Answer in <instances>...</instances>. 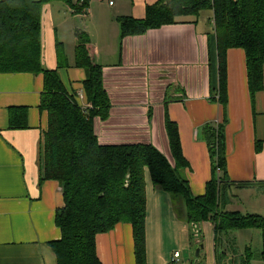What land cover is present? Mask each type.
Here are the masks:
<instances>
[{
  "label": "crops",
  "instance_id": "obj_1",
  "mask_svg": "<svg viewBox=\"0 0 264 264\" xmlns=\"http://www.w3.org/2000/svg\"><path fill=\"white\" fill-rule=\"evenodd\" d=\"M158 2L114 0L111 5L109 0H89V7L79 14L61 1L44 4L42 64L59 72L78 103L90 105L84 87L86 70L77 65L76 57V32L84 30L96 62L104 69L113 104L110 119L100 125L102 141H149L167 154L166 111L178 124L182 151L190 164L185 174L195 196L205 194L212 178L202 129L209 122H222L227 115L228 176L235 183L252 184L227 187L223 208L264 216V89L252 99L245 50L230 48L226 52L225 111L220 102L211 99L220 79L212 11L206 17L202 12L198 18H179L176 23L121 39L118 18L143 19L148 6ZM77 3L81 5L74 0ZM43 90L42 73H0V264L57 263L51 242L62 236L55 219L65 202L60 182L42 179L43 138L49 126V113L41 107ZM146 100L151 103L148 113L144 112ZM13 107L28 108L27 128L10 127ZM257 141L263 143L260 151ZM250 194L257 200H251ZM244 201L252 204L244 207ZM145 224V264H216L219 254L222 263H235L247 245L237 241L249 235L240 230L223 235L224 244L217 254L215 226L205 221L200 225L204 249L196 256L198 243L183 200L156 187L148 172ZM96 246L101 264H138L130 223H118L111 231L98 234ZM177 251L180 258L175 261Z\"/></svg>",
  "mask_w": 264,
  "mask_h": 264
},
{
  "label": "trees",
  "instance_id": "obj_2",
  "mask_svg": "<svg viewBox=\"0 0 264 264\" xmlns=\"http://www.w3.org/2000/svg\"><path fill=\"white\" fill-rule=\"evenodd\" d=\"M61 1L79 14L89 0H2L0 1V73L44 75L41 107L49 113V126L43 138V178L60 182L65 205L56 213L61 238L52 241L56 264H101L96 237L118 223H130L134 230L138 264H145L146 173L153 184L184 202L193 236L203 242L200 225L215 226V245L224 244L223 235L238 230H261L264 262V216L243 215L224 210L226 188L248 186L235 183L227 171L226 125L209 122L202 129L212 163V178L202 196L192 193L185 174L190 164L182 151L178 124L165 111L164 129L168 144L165 154L149 141L106 143L100 125L110 119L112 100L106 89L104 69L96 62L89 35L76 32L77 65L86 70L85 93L91 106L83 109L69 94L57 70L42 64V8ZM212 11L219 56V87L211 96L225 111L228 106L226 52L243 48L246 53L248 83L252 99L264 89V0H159L148 6L143 19L119 17L121 39L145 34L151 29L176 23L179 18H198ZM152 110L149 117L152 118ZM10 127H28V108H10ZM257 141L256 149H262ZM264 185V182H263ZM224 251H221L223 254ZM254 254L247 246L239 260L230 264H252ZM216 264L222 263L219 254ZM217 259V260H218Z\"/></svg>",
  "mask_w": 264,
  "mask_h": 264
},
{
  "label": "rangeland",
  "instance_id": "obj_3",
  "mask_svg": "<svg viewBox=\"0 0 264 264\" xmlns=\"http://www.w3.org/2000/svg\"><path fill=\"white\" fill-rule=\"evenodd\" d=\"M206 15H208V11H206V12H203V14H202V17H206ZM134 81H136V82H139V81H137V80H134ZM145 87V86H144ZM147 87H145V89H146ZM153 98H155V97H153ZM148 99L150 100L151 99V96H148ZM148 103L145 105V108L146 109H144L145 111V113H148V110L151 108V103H150V101H148V100H146ZM239 194H237V196H238ZM240 198H243V197H241L240 196ZM251 200H253V201H255V200H257L256 199V197L255 196H252L251 194H250V197H249ZM242 204L244 205V207H246V206H249V205H251L252 204V202L251 201H244V202H242ZM240 231H249L248 233H249V235L248 236H241V240L243 239V238H245V239H243L242 241L241 240H239V241H237V243H239V242H241V244H244V243H246L247 245H245L244 246V249L247 247V246H249V247H251V249H252V252H253V254H254V256H253V258H252V264H264V262L259 258L260 257V252H261V249H262V246H263V240H262V234H261V230H259V229H257V228H255V229H249V230H240ZM239 245V244H238ZM233 264V263H232Z\"/></svg>",
  "mask_w": 264,
  "mask_h": 264
},
{
  "label": "built area",
  "instance_id": "obj_4",
  "mask_svg": "<svg viewBox=\"0 0 264 264\" xmlns=\"http://www.w3.org/2000/svg\"><path fill=\"white\" fill-rule=\"evenodd\" d=\"M109 2H110V4L112 5V4H114V0H109ZM80 104V103H79ZM81 105V104H80ZM82 106V108L83 109H86V108H88L89 106H91V105H81ZM179 258H180V252H175L174 253V260L175 261H178L179 260Z\"/></svg>",
  "mask_w": 264,
  "mask_h": 264
},
{
  "label": "water",
  "instance_id": "obj_5",
  "mask_svg": "<svg viewBox=\"0 0 264 264\" xmlns=\"http://www.w3.org/2000/svg\"><path fill=\"white\" fill-rule=\"evenodd\" d=\"M198 246L196 248L195 254L199 256L200 252L204 249V243L197 240Z\"/></svg>",
  "mask_w": 264,
  "mask_h": 264
}]
</instances>
